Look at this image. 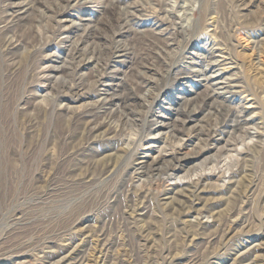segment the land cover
<instances>
[{
	"label": "rangeland",
	"instance_id": "1",
	"mask_svg": "<svg viewBox=\"0 0 264 264\" xmlns=\"http://www.w3.org/2000/svg\"><path fill=\"white\" fill-rule=\"evenodd\" d=\"M150 134L202 154L139 198ZM73 254L264 264V0H0V264Z\"/></svg>",
	"mask_w": 264,
	"mask_h": 264
},
{
	"label": "bare ground",
	"instance_id": "2",
	"mask_svg": "<svg viewBox=\"0 0 264 264\" xmlns=\"http://www.w3.org/2000/svg\"><path fill=\"white\" fill-rule=\"evenodd\" d=\"M32 4H33V2L28 1V2L19 3L17 5L18 6L24 5V7L31 8ZM115 99H117L116 102L123 101V107H122L120 112L124 114V117H129V116L134 117L133 112L132 111L130 112V106H128V104H126V102L132 103V101L135 102L136 100H138L134 95L131 97H124L123 100H122V97H116ZM113 100H114L113 97L107 98L109 105L113 102ZM103 101H105V100H103ZM103 101H101V102H103ZM102 106H103V103H102L101 107ZM193 112L194 111H188L187 116L189 117L190 115H192ZM105 113H106V116H108V117H114V115H116L114 113V111L113 112L112 111H109V112L105 111ZM118 120H120V118ZM149 136L150 137L148 138V140L150 141V143L142 149L144 151V156L150 157L151 152H154V151L156 152V156L152 158V163L150 165H148V166L141 165V167H139V169H138V170H140V172L136 173L137 177L140 178V183L138 184V186L136 188L137 196H139V198H146L151 189H157V190L160 189L162 182H163V178H161L162 175L173 176V175H175V173H177V171L183 170L184 167H187L189 170L192 167L194 170L197 169L198 165H194L196 163V160L194 162H191L190 164H188V162L192 159H199V157L202 154L201 148H200L199 152L194 151L192 154H181L180 155L177 153L174 154L172 151L170 153H168V152H166L165 147H163V146L158 147L156 145L158 142L155 140L154 136H152L151 134ZM172 137H174V135L169 136L170 139ZM166 139H168V137ZM128 142H129V146H130L131 143H130V141H128ZM183 142H184V140L181 139L179 143H177V144L175 143V149L176 148L180 149L183 145ZM127 148H129V147H127ZM193 172H195V171H193ZM183 178H188L187 173L185 174V176ZM205 179H206V176L200 175L199 178L197 179L196 183H195L196 184L195 188H197L196 186H198V184H201V182L204 181ZM187 187L190 188L189 185H187ZM195 191H197V190H195ZM188 192L191 194V196L194 195L192 191H188ZM184 198L186 200L188 197H184ZM187 208H188V206H187ZM143 209H144V207H141L140 211H142ZM187 214H189V213H187ZM242 258L243 257L239 258L240 263L245 262ZM239 260H238V262H239ZM59 264H80V259H79L77 254H75V255L73 254V257L72 256L70 257L68 255L67 257H64L63 261L61 260V263L59 261Z\"/></svg>",
	"mask_w": 264,
	"mask_h": 264
}]
</instances>
